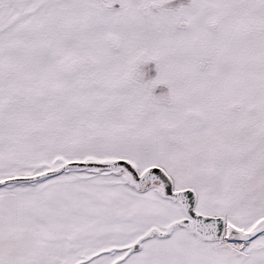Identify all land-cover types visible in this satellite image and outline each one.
I'll return each mask as SVG.
<instances>
[{"label":"snow or ice","instance_id":"1","mask_svg":"<svg viewBox=\"0 0 264 264\" xmlns=\"http://www.w3.org/2000/svg\"><path fill=\"white\" fill-rule=\"evenodd\" d=\"M0 264H264V0H0Z\"/></svg>","mask_w":264,"mask_h":264}]
</instances>
